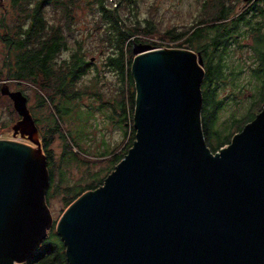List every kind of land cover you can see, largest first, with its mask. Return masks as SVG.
<instances>
[{
    "label": "water",
    "instance_id": "water-1",
    "mask_svg": "<svg viewBox=\"0 0 264 264\" xmlns=\"http://www.w3.org/2000/svg\"><path fill=\"white\" fill-rule=\"evenodd\" d=\"M133 54L136 140L104 185L59 220L70 264H264V107L213 153L202 123V55L144 42ZM2 93L21 116L11 137L34 143L0 139V264H19L53 225L50 175L28 97L7 85Z\"/></svg>",
    "mask_w": 264,
    "mask_h": 264
},
{
    "label": "trees",
    "instance_id": "trees-1",
    "mask_svg": "<svg viewBox=\"0 0 264 264\" xmlns=\"http://www.w3.org/2000/svg\"><path fill=\"white\" fill-rule=\"evenodd\" d=\"M77 1L9 0L12 15L0 20V41L6 48L0 81L6 78L9 82L29 83L38 88V108L47 111L43 119L34 116L43 137L50 175L46 204L56 190L57 194H64L67 208L84 192L103 186L106 180L100 177L101 174H97L89 185L70 183L63 187L66 175L65 170H62V163L68 165V160L70 163L80 164L82 154L76 152L75 146L68 141L62 119L73 112L77 101L82 97L80 83L92 64L81 41L76 40L78 46L72 45L68 34L73 24ZM96 1L102 21L106 23L102 37L107 43L106 64L117 73L122 83V99L113 103L112 107L119 116L125 137L130 138L129 144L118 154L116 149H111L100 155L90 156L112 157L113 164L109 174L129 153L136 140L134 111L137 90L132 74L135 59L133 45L135 42H147L137 36L147 33L146 30L152 24L146 23L144 30L141 23L130 24L120 16L118 8L123 3H133L136 0H114L116 3L112 8L107 6L106 0ZM242 2L243 0H200L196 23L191 31L184 33L186 36L189 34V49L200 53L205 62L202 123L206 141L213 153L230 145L235 135L253 121L264 107V0H253L238 11ZM49 6L59 11L61 17L58 21L53 22L48 18ZM154 44V47H162ZM233 48L241 54L238 60L244 62L228 70L224 65L223 55ZM64 53L67 56H63ZM242 78H247L245 83H242ZM228 86L233 91L229 99L241 107L245 106L247 110L242 115L233 114L229 119L221 121L224 102L220 100V93ZM106 105L107 103L103 104ZM57 136L62 138L65 146L61 161L56 160L52 150ZM56 172L61 175V183L58 185H55ZM23 264H70L64 241L55 229L49 232L34 257Z\"/></svg>",
    "mask_w": 264,
    "mask_h": 264
},
{
    "label": "rangeland",
    "instance_id": "rangeland-1",
    "mask_svg": "<svg viewBox=\"0 0 264 264\" xmlns=\"http://www.w3.org/2000/svg\"><path fill=\"white\" fill-rule=\"evenodd\" d=\"M106 3L108 7L112 8L116 1L106 0ZM248 3L243 0L238 7V11ZM118 10L120 16L126 22L130 24L139 22L144 30H146V23L152 24L148 31L146 30L147 33H141L137 36L138 39L147 40L145 43L153 47L155 46L154 43L162 45V47L158 48L189 49L190 46L187 43L189 34L186 36L184 33L191 31L196 23L200 11V0H136L133 3H123V6L119 7ZM9 11V0H0V20L11 16V11ZM47 16L53 22L58 21L61 17L59 11L52 6L47 8ZM102 20V14L98 11L96 0H78L76 2L73 24L68 33L69 38L74 46H78L76 40L81 41V46L86 51L89 60H92V64L80 83L83 90L82 97L77 101L73 112L62 119L63 130L68 141L75 146L74 150L76 152L79 151L82 154V162L80 164L76 162L70 163L68 160H66L68 165L62 163V170H65L64 173L66 175L63 187L70 183H82L85 186L88 183H92L93 176L95 177L97 174H101L100 177L106 179L111 174H108V172L113 164L111 161L112 157L96 158L90 156L100 155L111 149H116V154H118L124 150L130 140L129 136L125 137L119 123V116L115 114V109L112 107L113 103H117L122 99V83L117 73L113 72L106 64V56L108 55L106 50L107 43L102 39L106 23H103ZM0 29H2L1 22ZM5 53L6 48L0 41V69L5 64ZM63 56H67V53H64ZM240 56L241 54L236 52L235 48L229 49L223 55L225 67L229 70L232 67L242 65L244 60H238ZM244 76H246V73ZM246 80L247 78L241 79L242 83H245ZM4 85L10 87L12 91H23L29 99L28 108L30 114L33 118L36 115L37 118L43 119L47 111L46 109L41 111L38 108V88L29 83L9 82L6 78L0 81V139L15 140L34 147V143L28 141L26 135H22L20 138L17 137V134H14L13 137L10 135V126L20 122L21 116L15 108L14 101L2 93ZM231 89L228 86L220 93V100L224 102L221 121L229 119L233 114L242 115L247 110L245 106L241 107V105L229 99L233 94ZM103 102L107 103L108 106H103ZM118 112L121 113V110L118 109ZM31 126L33 127L32 124ZM22 131L26 132L27 127H24ZM36 133L41 137V140L35 138L37 149H41L46 155L42 143V134L39 129H37ZM33 136L34 132H31L30 137ZM52 150L56 155V160L61 161L65 152L64 142L61 137L57 136ZM55 177V185H58L61 183L60 173L56 172ZM47 205L54 221L49 232L52 229L57 232L58 222L67 210L64 194H57L55 190Z\"/></svg>",
    "mask_w": 264,
    "mask_h": 264
}]
</instances>
